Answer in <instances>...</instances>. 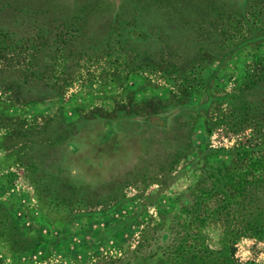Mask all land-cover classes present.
Segmentation results:
<instances>
[{
    "label": "rangeland",
    "instance_id": "374dc122",
    "mask_svg": "<svg viewBox=\"0 0 264 264\" xmlns=\"http://www.w3.org/2000/svg\"><path fill=\"white\" fill-rule=\"evenodd\" d=\"M170 1L0 0V30L13 36L11 50L54 53L56 62L41 57V83L62 87L40 98L0 92V217L10 216L23 236L41 239L13 254L0 238V264L125 261L158 214L179 211L177 197L203 173L204 162L225 165L226 150L260 138L223 97L264 72V2L254 0L253 9L246 0H193L201 7L210 1L233 18L215 50L219 22L200 26L208 34L190 23L184 30V16L163 11ZM189 8L187 19L195 21L196 9ZM248 12L252 26L241 20ZM148 20L159 23L166 41L142 48L150 41L137 39L140 31L154 27ZM18 57L12 61L23 65ZM131 57L138 64L133 72L125 65ZM175 71L210 78L215 98L202 89L188 97L210 103L206 109L177 105L187 97ZM206 231L216 246V234ZM234 257L264 264V235L240 238Z\"/></svg>",
    "mask_w": 264,
    "mask_h": 264
},
{
    "label": "trees",
    "instance_id": "16d2710c",
    "mask_svg": "<svg viewBox=\"0 0 264 264\" xmlns=\"http://www.w3.org/2000/svg\"><path fill=\"white\" fill-rule=\"evenodd\" d=\"M253 1L246 0L245 2L250 8L253 7L254 9L253 4L255 2L253 3ZM261 1H256L255 6L262 5L264 0ZM194 5L193 0L187 1V3L172 0L167 2V6L163 7V11L173 19L184 16L182 18L184 21L180 20L186 24L183 29H188L190 23L191 29L200 34L203 32L210 33V28L204 31L203 28L200 29L201 25L207 24L209 26L208 23L212 24L214 20L219 22L220 28L217 31L220 34L212 36V39L216 42L213 49L218 50L220 48L217 44L219 36L225 34L224 28L234 22L231 14L224 13L220 6L216 8L210 1L202 7L197 3ZM188 7H192V11L196 9L195 21H188L187 15H189L188 11L191 9H188ZM183 8L186 9L182 10ZM211 10L214 12L209 15ZM178 12L179 16H177ZM249 12L252 11L249 10ZM249 12L241 15V20L252 26V20L248 21L247 18V16L253 18ZM193 15L195 14L193 13ZM212 16L219 17V21L212 19ZM129 18L131 17L125 19ZM148 22L153 24L154 27H150L145 32L140 31L141 35L137 37V39L150 41L147 46L142 48L159 46L160 41L163 43L166 41L164 33L158 32L159 23L155 24L156 22L150 20ZM108 30H110L109 27ZM250 30H253V28H250ZM211 31L215 32L214 29H211ZM152 32L155 33L153 36L151 35ZM12 39L11 33L0 30V92L3 94L6 92L9 94L31 92L37 98L46 96L48 92H51L49 94L60 92L62 87H50L41 83V70L39 69L42 62L41 57L47 56L48 59L56 62L54 53L45 55L40 54L37 50L28 52L21 48V51L14 53L11 50ZM203 39L207 40L205 34ZM258 39L260 38L247 37L242 39L240 43L234 45L230 43L228 49ZM203 44L210 50L206 41ZM206 48L204 51L208 52ZM123 49H126V47ZM7 50L8 52H6ZM18 56L22 58L23 65L12 61L14 57L15 60L19 58ZM136 56H139V54ZM133 58L135 57H131V60L125 64L132 72L138 70L136 67L138 64L133 61ZM47 64L45 62V65ZM163 71L171 74L169 69ZM173 75L181 76L179 86H181V92H184L187 97H184V103L181 102L177 104L178 106H183L186 109L190 108L191 110L206 109L210 103L198 100L197 103L192 104L188 99V97H191V92L200 95V89H202L201 94L208 93V100L215 98L207 90L210 78L198 77L196 79V74L193 71H186L184 75H182V72L175 71ZM211 76L213 77L214 74L210 73L209 77ZM200 82L202 86L199 85ZM223 98L226 100V105L229 106L231 111L236 112L242 122H245L255 132L259 133L260 138L258 141H247L248 144L237 145L226 150L225 152H228L231 159L225 165L212 166L204 162L203 168H201L203 173L198 176L192 186L177 197L179 211L171 214H158L160 221L153 228H147L143 231L140 243L131 256L125 261H112V263L252 264L241 262L234 257V244L242 237L258 240L264 235V72L260 74L253 73L247 82L242 83L231 94L224 95ZM3 104L8 107V103L4 102ZM153 114L155 115V113L149 115ZM145 118L148 119L149 117ZM109 135L110 131L105 128V139ZM187 146V151H189L190 142L187 143ZM207 229L216 234V246L208 243ZM0 238H4L8 250L13 254L28 251L32 246L39 245L41 241L36 235L32 237L23 236L18 229V225L12 221L10 216H8L7 221L5 217H0Z\"/></svg>",
    "mask_w": 264,
    "mask_h": 264
}]
</instances>
